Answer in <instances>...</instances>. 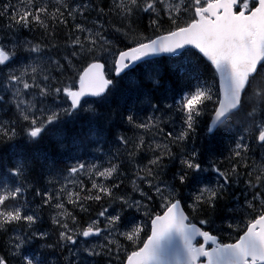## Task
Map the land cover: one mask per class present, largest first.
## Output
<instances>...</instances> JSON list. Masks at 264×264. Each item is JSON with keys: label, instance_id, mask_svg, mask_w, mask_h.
I'll list each match as a JSON object with an SVG mask.
<instances>
[{"label": "snow or ice", "instance_id": "6c2138e0", "mask_svg": "<svg viewBox=\"0 0 264 264\" xmlns=\"http://www.w3.org/2000/svg\"><path fill=\"white\" fill-rule=\"evenodd\" d=\"M4 20L0 143H54L0 163V264H264V0H0Z\"/></svg>", "mask_w": 264, "mask_h": 264}, {"label": "trees", "instance_id": "16d2710c", "mask_svg": "<svg viewBox=\"0 0 264 264\" xmlns=\"http://www.w3.org/2000/svg\"><path fill=\"white\" fill-rule=\"evenodd\" d=\"M12 2L16 3L17 0H12ZM109 2H110V0H109ZM6 22H7L6 20L0 21V23H6ZM144 23L146 24L147 21H145ZM27 35H28L29 39L33 38L32 34L28 33ZM38 35L39 34L37 33L36 36L38 37ZM131 76L138 78V73L133 72L131 74ZM165 94H167V93L165 92L164 89H161V91L159 93H157V95H161V96L165 95ZM153 102H155V101H153ZM168 102H170V101H168ZM137 106H138V108H141V109H147V106L141 105L139 103V101H137ZM148 111H150V109ZM145 114H146L145 111H141L142 116ZM205 119H207V117H205ZM115 130L122 132L125 129L123 127H117ZM129 134H131V133H129ZM21 138L22 137H18L16 141L10 142L7 144L0 143V163L7 166L9 161L14 162L15 160L20 159L23 156H30V155H35L37 153H43V152H48L49 154H51V146L54 143V141L49 140V141L42 142L38 145H28V144H25L27 142L23 138L22 139ZM195 142H196V145L198 147H206L209 143L208 135L204 131L203 124L201 125L200 132L197 135ZM211 143L213 144V146L217 152V155L214 158L219 159V160H223L224 157L228 156L230 148L234 146L232 144V141H231V134L226 130L217 133L215 139L212 140ZM13 144L15 145V148H13V146H12ZM106 148H107V146H106ZM220 153H222V155ZM62 155L63 156L66 155V156L63 157ZM98 155H99L98 153H92L91 150H89V154L84 156L83 159L84 160H93L95 162L94 156H98ZM69 157H70V152L64 153V151H62V154L57 157L58 166L63 168L65 166H69V165L75 163V161ZM178 166H179V162L176 161L175 167H178ZM169 169H173V165L170 164ZM40 176H41L40 169L37 166V168L35 170V179L39 181ZM163 179H166V180L171 179V171H168L167 174L163 177ZM44 180L45 179H43L42 181H40L38 183L40 185H43ZM236 203L237 202L235 200L226 199L225 201L222 202V210L226 213V210L228 208H231V206H233V204H236ZM218 223H219V221H218Z\"/></svg>", "mask_w": 264, "mask_h": 264}, {"label": "bare ground", "instance_id": "6f19581e", "mask_svg": "<svg viewBox=\"0 0 264 264\" xmlns=\"http://www.w3.org/2000/svg\"><path fill=\"white\" fill-rule=\"evenodd\" d=\"M21 139H22V138H21ZM22 144H23V143H22ZM25 144H27V143H25ZM19 145H20V144H19ZM23 145H24V144H23ZM64 153H65V152H64ZM62 156H63V155H62ZM65 156H66V155H65ZM65 156H63V157H65ZM66 159H67V158H66ZM68 160H69V159H68ZM71 161H72V160H71ZM41 176H42V175H41ZM41 176H40L39 181H38V180H36V181H37V182H40V181H42L43 179H45V180L43 181V182H44L43 184H45L47 178H46V177H43V178H42ZM229 199H230V197L228 198V200H229ZM231 207H232V206H231ZM45 221L47 222V214H46V213H45Z\"/></svg>", "mask_w": 264, "mask_h": 264}, {"label": "rangeland", "instance_id": "374dc122", "mask_svg": "<svg viewBox=\"0 0 264 264\" xmlns=\"http://www.w3.org/2000/svg\"><path fill=\"white\" fill-rule=\"evenodd\" d=\"M177 2H178V0H177ZM89 163H92V161H89ZM44 183V182H43ZM238 195H239V193H237ZM229 200H233V199H231V197H230V199ZM236 206V204H233V206L232 207H235ZM231 207V208H232Z\"/></svg>", "mask_w": 264, "mask_h": 264}]
</instances>
